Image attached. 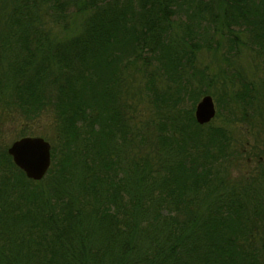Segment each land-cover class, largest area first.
<instances>
[{
  "label": "trees",
  "instance_id": "16d2710c",
  "mask_svg": "<svg viewBox=\"0 0 264 264\" xmlns=\"http://www.w3.org/2000/svg\"><path fill=\"white\" fill-rule=\"evenodd\" d=\"M3 112L50 114L54 140L38 181L0 140V264H264V148L226 126L264 120V0H0Z\"/></svg>",
  "mask_w": 264,
  "mask_h": 264
},
{
  "label": "rangeland",
  "instance_id": "374dc122",
  "mask_svg": "<svg viewBox=\"0 0 264 264\" xmlns=\"http://www.w3.org/2000/svg\"><path fill=\"white\" fill-rule=\"evenodd\" d=\"M57 28V27H55ZM54 31L59 32L58 29ZM198 63L199 66H208L209 72H216L218 64L224 66L226 62L220 56V50L217 56L213 55L205 50L198 52ZM230 61L233 65L239 67L243 75L246 78L251 79L253 82H257L262 72L254 69V61L246 53L242 52L237 58H231ZM138 80V79H137ZM217 83H220V79L217 78ZM217 84V85H218ZM137 96L134 92L131 95V102L134 103V117L136 121L143 120L150 115L148 104H144L140 99L136 100ZM237 113V112H236ZM239 114V112L237 113ZM0 140L3 144L9 145L13 140L18 139V134L27 128L26 135L24 136H39L52 143L54 140L53 120L50 114H44L33 122H26L24 119L18 117L15 114L9 112H3L0 114ZM264 120L259 117L251 118L250 122L247 123H229L230 132L232 133L235 143L233 145L236 148H242L244 151L256 150V146L259 150L264 148ZM215 125L223 124L221 118L213 119ZM252 158V157H251ZM252 159H240L239 162L233 163L235 166L232 169V174H239L243 172H251L254 170V162ZM238 166V167H237Z\"/></svg>",
  "mask_w": 264,
  "mask_h": 264
},
{
  "label": "water",
  "instance_id": "95a60500",
  "mask_svg": "<svg viewBox=\"0 0 264 264\" xmlns=\"http://www.w3.org/2000/svg\"><path fill=\"white\" fill-rule=\"evenodd\" d=\"M198 124L209 122L215 115V106L210 95H203L193 111ZM12 163L27 179L38 181L50 167V143L39 136H22L13 140L6 148Z\"/></svg>",
  "mask_w": 264,
  "mask_h": 264
}]
</instances>
